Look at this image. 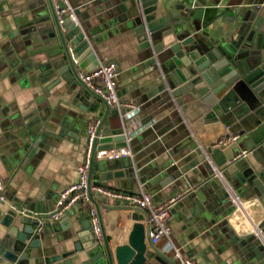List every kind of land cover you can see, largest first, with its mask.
<instances>
[{"label":"crops","instance_id":"0c3cea01","mask_svg":"<svg viewBox=\"0 0 264 264\" xmlns=\"http://www.w3.org/2000/svg\"><path fill=\"white\" fill-rule=\"evenodd\" d=\"M187 1L195 3L190 13L185 11ZM30 0H0V175L5 183V200L0 203V221L8 210L30 211L33 201L44 197L53 205L59 192L77 180V165L84 154L87 121L101 117L103 107L95 112L82 113L74 104L78 102L73 92L62 81L53 82L50 88L42 82L48 74L46 53L58 45L48 43L42 35L35 34L32 26L21 25L31 20L28 12ZM77 11L80 26L87 34L94 54L100 61H113L117 66L116 90L121 100L137 103L132 111L136 130L131 139L132 157L101 161L93 173V180L100 181V171L118 173L106 180V185L131 192L140 188L153 194L155 204L168 196L181 193V199L170 209L171 238L182 254L197 264H246L253 255L252 245L246 241L261 218V208L256 198H245L243 210L219 207L216 214L201 210L193 200L191 191L181 188L180 182L165 184L172 170L171 151L182 153L187 149L199 150L200 144L188 123L176 108H165L155 99H149L150 89L156 87L155 65L147 64L149 52L139 49L135 35L129 31L132 18L121 22L120 4L128 8V0H69ZM167 20L186 33L195 32L220 44L233 40L237 8L243 16L247 9H254L264 31V0H166ZM27 3V4H26ZM42 3V2H41ZM26 4V5H25ZM40 4V3H39ZM30 5V4H29ZM43 4H41L42 6ZM201 8L196 14V9ZM175 11V15L172 14ZM186 24L183 25L184 20ZM184 33V32H183ZM81 73V71L79 72ZM83 73V72H82ZM154 102V103H153ZM101 106V103H98ZM65 114L74 117L68 126L77 127L78 133L59 136L60 122ZM111 128L120 126V118L108 115ZM26 132V136L22 133ZM69 131V129H67ZM41 136L34 153L29 152L34 139ZM178 155L175 154L174 157ZM160 182L165 186L161 187ZM185 191V192H184ZM203 199V198H202ZM48 200V199H47ZM105 233L112 246L123 243L138 216V222L147 224L143 213L126 203L108 202L99 197ZM116 207V208H115ZM138 207V206H136ZM139 208V207H138ZM259 208V210L257 209ZM75 209L71 206L68 210ZM29 213V212H27ZM88 219L87 208L80 205L72 220L79 223ZM79 227V225L77 226ZM65 230L44 237L34 256L67 255L52 264H82L83 255L66 254L74 249V238L67 239ZM76 241V240H75ZM172 258V251L165 246V238L155 244ZM33 256V257H34ZM173 259V258H172Z\"/></svg>","mask_w":264,"mask_h":264},{"label":"water","instance_id":"95a60500","mask_svg":"<svg viewBox=\"0 0 264 264\" xmlns=\"http://www.w3.org/2000/svg\"><path fill=\"white\" fill-rule=\"evenodd\" d=\"M128 1L133 6L127 9L120 4L122 14L118 19L123 22L132 18L133 25L129 31L135 35L139 49L148 50L147 64L155 65L157 69V85L150 89L148 98L155 99L164 109L176 108L200 144L199 150L186 148L184 153L182 150L169 153L173 167L164 183L179 181L182 189L195 194L193 200L198 207L212 212V215L226 204L234 209L229 187L238 196L256 198L261 208H257L258 212L262 215L251 234L246 236V241L253 247V255L246 264H264L263 23L253 8L247 9L243 16H239L240 8H237L233 40L215 44L210 39L200 38L195 32L183 31L178 25L181 21L172 26L167 20L166 0ZM28 7L31 20L21 27L32 26L35 34L58 45L46 53L48 74L42 82L50 88L53 82L63 81L69 94L76 92L78 102L74 105L82 113L95 112L103 107L94 133L87 181L89 195L99 217L102 241L93 239L87 216L79 223L72 220V215L80 210V203L75 205V209L66 210L59 219L46 220L44 215L52 211L54 205L51 198L44 197L45 203L40 200L30 204L29 210L36 215L18 216L12 209L0 221V264H52L67 256L51 255L40 261L41 257L34 256L33 252L42 245L44 237L61 230H65L67 239L74 238V249L66 254L83 255L82 264H178L151 242L149 215L145 209L136 206L130 208L143 213L147 224L138 222V216L132 215L131 220L135 223L126 240L112 246L105 233L100 208L111 210L114 207L101 204L90 187L106 185L105 181L118 173L100 171V181H94L92 175L99 169L101 161L95 162L93 157L95 150L125 145L122 125L111 128L107 116L120 118L130 109L110 107L81 80L80 74L98 63L83 28L68 16L60 24L52 0H30ZM191 7H196V4L187 1L185 11L190 13ZM200 10L196 9L195 16ZM172 14L175 15V11ZM117 95L121 100L120 91ZM74 117L71 114L63 116L59 136L78 133L82 121H75L78 128H70L67 124ZM228 132L238 133V140L223 148H211L212 142ZM22 136H26L25 131ZM40 139L41 136L33 140L29 156L36 150ZM244 149L251 150V153L236 157ZM175 154L178 156L174 157ZM164 183L160 182V186L164 187Z\"/></svg>","mask_w":264,"mask_h":264},{"label":"built area","instance_id":"2783aa9c","mask_svg":"<svg viewBox=\"0 0 264 264\" xmlns=\"http://www.w3.org/2000/svg\"><path fill=\"white\" fill-rule=\"evenodd\" d=\"M52 2L60 24L63 22L64 17L68 16L75 24L80 26L75 9L70 4L69 0H52ZM117 75V66L115 62L100 60H98L97 65L93 69L80 74L81 80L87 85V87L100 95L110 107L117 108L118 110L123 108L130 109V112H125L120 116L125 145L95 150L93 157L95 162L133 156L130 143L135 133L134 131L136 130V122L134 121L136 120L139 122L140 119L139 116H134L132 111H137L139 105L119 99L115 86ZM98 123V118H92L87 121L84 154L81 162L76 168L77 180L59 192V195L54 202V209L47 212L44 217L46 220L55 221L59 219L69 207L75 206L78 203H80V205H85L93 239L96 242H101L102 234L99 217L89 195L87 186L92 143ZM238 138V133L228 132L212 142L211 148L226 147L230 143L237 141ZM248 153H251V150L244 149L238 153L236 157ZM216 174L220 177L219 172ZM4 190L5 183L0 175V202L5 200ZM90 191L94 196L102 197L108 202L126 203L145 209L149 215L148 224L151 242L157 244L161 238H165V246L172 251V258L174 261L178 264H197L194 259L184 256L180 251V248L171 238L172 228L169 221L170 209L181 199V193L168 196L163 202L155 204L153 202V194L142 188H140L138 192H131L116 189L108 185H91ZM228 191L230 193L231 203L234 207L238 210H243L242 198L236 195L230 187L228 188ZM22 214L36 215L37 213L24 210L22 211Z\"/></svg>","mask_w":264,"mask_h":264}]
</instances>
